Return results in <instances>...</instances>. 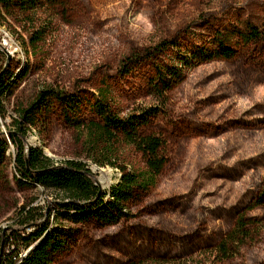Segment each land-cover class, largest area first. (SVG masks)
I'll list each match as a JSON object with an SVG mask.
<instances>
[{
	"label": "rangeland",
	"instance_id": "obj_1",
	"mask_svg": "<svg viewBox=\"0 0 264 264\" xmlns=\"http://www.w3.org/2000/svg\"><path fill=\"white\" fill-rule=\"evenodd\" d=\"M246 24L264 31V0H67L61 9L0 10V68L15 73L6 115L0 114L6 135L16 111L43 89L74 93L80 112L67 114L65 104L49 99V112L30 126L27 143L55 162L87 163L109 191L122 169L140 172L146 163L121 136L111 152L89 146L87 129L74 123L97 119L93 105L106 89L120 117L151 116L145 129L162 137L167 158L126 218L77 223L59 215L56 193L18 182L10 144L0 157V232L17 227L23 206L50 204L51 228L63 244L53 264H264V204L247 209L264 193V40L235 39L236 56L187 70L159 99L151 94L155 68L172 64L180 49L169 46L129 72L120 69L132 51L167 41L184 52L187 45H207L213 26ZM240 214L249 237L234 255L217 253Z\"/></svg>",
	"mask_w": 264,
	"mask_h": 264
},
{
	"label": "trees",
	"instance_id": "obj_2",
	"mask_svg": "<svg viewBox=\"0 0 264 264\" xmlns=\"http://www.w3.org/2000/svg\"><path fill=\"white\" fill-rule=\"evenodd\" d=\"M66 3L67 0H0V10L9 14L26 13L42 8L61 9ZM207 31V45H187L183 52V47L178 43L163 41L142 52L132 51L122 60L120 69L129 72L135 64L153 57L157 51L163 55L169 46L180 49L181 54L173 58L172 64L155 68L157 82L151 94L159 99L164 97L174 84L184 80L187 70L207 62L236 56L237 49L233 45L235 39H242L245 43L264 40V31L254 24H246L244 28L213 26ZM24 72L25 75L28 70ZM14 77L15 73L8 66L0 68L2 116L6 115L5 101L14 93ZM51 98L65 104L67 114L70 110L75 114L80 112V100L74 93L43 89L30 106L16 111L17 117L13 119L7 135L0 129V157L12 144L16 151L15 168L20 175L18 182L40 185L45 190L56 193L58 198L55 202L62 210L59 212L60 216L77 223L96 220L106 225H114L120 222L129 215L128 209L135 196L153 187L165 168L167 158L164 140L158 134L145 129L150 124V115L141 113L122 118L108 103L107 90H100L99 98L93 105L97 119H79L74 123L87 129L89 146L104 147L107 152H111L112 142L121 136L124 141L137 148L146 163L145 170L140 172L122 169L119 182L106 191L100 186L87 163L75 159L55 162L44 154L40 147L28 145L30 126L36 124L39 115L49 112L48 101ZM97 161L100 165L106 163L100 159ZM263 204L264 193H261L247 209L253 210ZM18 217L16 228L11 227L8 231L0 232V264H53L54 257L63 249V244L51 228L52 219H56L53 217L51 205L23 206ZM248 225L246 216L240 214L233 228L217 244V253H225L226 257L234 255L244 244V239L250 235ZM29 248L31 249L24 255Z\"/></svg>",
	"mask_w": 264,
	"mask_h": 264
}]
</instances>
